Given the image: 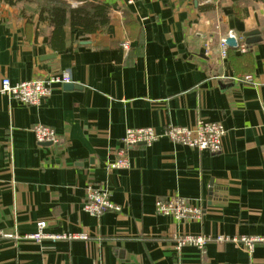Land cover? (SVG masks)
Wrapping results in <instances>:
<instances>
[{"label":"crops","instance_id":"crops-1","mask_svg":"<svg viewBox=\"0 0 264 264\" xmlns=\"http://www.w3.org/2000/svg\"><path fill=\"white\" fill-rule=\"evenodd\" d=\"M85 2L109 4L111 22L97 35L68 28L63 52L32 4L0 3V88L5 78H72L37 107L0 92V229L17 237L0 238V264H264V245L213 241L202 253L176 241L264 237V0L71 4ZM229 36L247 51L228 48L224 58ZM198 122L224 127L219 154L162 137L130 148L127 169L111 168L128 129ZM37 125L58 143H39ZM90 187L121 210L86 212ZM175 196L199 206L201 219L158 214L157 200ZM41 221L47 234L88 239L37 243L29 237Z\"/></svg>","mask_w":264,"mask_h":264},{"label":"built area","instance_id":"built-area-1","mask_svg":"<svg viewBox=\"0 0 264 264\" xmlns=\"http://www.w3.org/2000/svg\"><path fill=\"white\" fill-rule=\"evenodd\" d=\"M129 4L133 0H127ZM221 51L224 58L227 57L228 47L225 44V39L221 42ZM123 48L127 50L129 44L125 42ZM245 53L247 47L241 46L238 48ZM244 80L251 81L252 77L246 76ZM72 83V78L69 72H62V74L52 76L49 78H36L30 81L21 82L19 84H12V82L5 78L1 82L0 92L4 95L10 96L26 106H41L45 103L52 94V88L55 85H63ZM34 135L39 143H58V136L52 128L37 125L35 126ZM226 135V131L221 124L218 123H203L198 122L194 127H181L169 125L161 132L152 127L131 128L126 131L122 139L123 149L119 151L118 161L111 166L113 170L127 169L129 161L126 157L127 151L139 145L151 146L162 137L169 141L187 146L199 152H206L208 154H219L222 150V139ZM84 210L89 214L100 217L106 212H119L121 208L114 204L111 200L108 191H103L98 188H91L87 193ZM157 213L163 216L172 217L178 222L193 220L198 221L202 216V209L191 204L187 198L175 196L169 199H159L156 202ZM47 223L41 221L37 224V231L29 239L41 243L44 240L57 241H72V240H87L85 234H47ZM0 238H17L16 236L6 233L0 229ZM177 248L181 246L190 245L196 247L200 252H204L206 246L216 241L218 243L232 242L246 247L249 251H253L258 245H264L263 236H239L229 238L219 236L216 239L206 236H177Z\"/></svg>","mask_w":264,"mask_h":264},{"label":"trees","instance_id":"trees-1","mask_svg":"<svg viewBox=\"0 0 264 264\" xmlns=\"http://www.w3.org/2000/svg\"><path fill=\"white\" fill-rule=\"evenodd\" d=\"M72 1L75 0H0V3L9 6L35 5L34 12L38 14L39 21L46 20L51 26L49 38L51 48L55 52H63L67 44L66 30L68 28L73 34L79 32L83 35H97L103 32L111 22L112 7L109 4L85 2L74 8ZM22 14L27 17L25 7Z\"/></svg>","mask_w":264,"mask_h":264},{"label":"water","instance_id":"water-1","mask_svg":"<svg viewBox=\"0 0 264 264\" xmlns=\"http://www.w3.org/2000/svg\"><path fill=\"white\" fill-rule=\"evenodd\" d=\"M225 44L229 49H233L236 50L238 49V41L236 38H234L233 36H229L228 38L225 39ZM67 88H70L69 86H67Z\"/></svg>","mask_w":264,"mask_h":264},{"label":"rangeland","instance_id":"rangeland-1","mask_svg":"<svg viewBox=\"0 0 264 264\" xmlns=\"http://www.w3.org/2000/svg\"><path fill=\"white\" fill-rule=\"evenodd\" d=\"M35 6V5H34Z\"/></svg>","mask_w":264,"mask_h":264}]
</instances>
